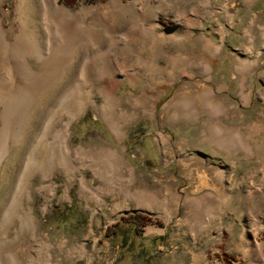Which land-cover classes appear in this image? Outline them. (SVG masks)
Masks as SVG:
<instances>
[{"label":"rangeland","instance_id":"1","mask_svg":"<svg viewBox=\"0 0 264 264\" xmlns=\"http://www.w3.org/2000/svg\"><path fill=\"white\" fill-rule=\"evenodd\" d=\"M56 1L77 16L84 37L99 39L102 53L115 30L155 25L160 38L150 35L144 48L135 41L151 74L139 82L127 79L133 67L122 64L137 56L113 51L106 57L112 63L105 71L113 73L102 85L121 97L115 109L121 136L103 115L97 84L79 89L91 93L90 103L81 109L75 104L78 64L63 84L55 74L40 89L37 127L53 121V133H65L70 153L64 166L35 172L29 193L22 191L33 228L8 233L16 241L12 250L25 253L22 264L35 245L32 236L51 254L39 264H264V0H95L71 7ZM40 8V0H0L6 39L13 42L24 28L29 36L42 31ZM204 40L216 49L205 50ZM173 55L189 59L173 68L166 61ZM240 60L246 68L239 71ZM28 61L37 68L35 58ZM196 62L208 65V72L196 74ZM184 93L182 109L195 111L193 120L171 122L166 108ZM135 99L146 103L147 112L133 108ZM209 100L222 105L223 135L237 153L227 154L207 138ZM183 154H189L186 161ZM5 174L16 178L10 168ZM2 176L0 170V194L8 189ZM202 203L209 204L206 211ZM115 225L116 233H109Z\"/></svg>","mask_w":264,"mask_h":264},{"label":"bare ground","instance_id":"2","mask_svg":"<svg viewBox=\"0 0 264 264\" xmlns=\"http://www.w3.org/2000/svg\"><path fill=\"white\" fill-rule=\"evenodd\" d=\"M21 2H24V0H21ZM49 2V0H40V20L42 22V31L40 32H34L29 36L24 28L13 42H9L0 24V170L2 171L3 181L6 178L5 185L8 186V189L0 194V264H22L20 255H25V253L21 249H19L18 252L12 250L14 249L12 246L16 241L9 239L8 233L11 229L13 230L14 227L17 235L23 234V232L33 228L31 218L28 213L24 212L21 197L23 194L22 191L24 193H29L28 182L30 176L37 171H44L46 173L48 165L51 166L55 164L64 166L66 164L67 155L70 153L65 133H53V121L42 123L40 128L37 127V121H39L38 113L43 109L42 106L39 107V102L41 100L40 96L43 94L40 90L42 86L55 74H61L58 84H63L66 82L69 73L74 70L78 64L76 76L78 80V92L75 96V104L81 109V107L90 103L91 93L81 92L79 89H84L87 83L97 84L98 87L102 88L103 99L105 101L103 115L112 131H114L117 136H121V128L118 126L119 121L116 119L118 114L115 110L121 97H118L116 92H109L108 89L102 85L106 75L113 73L105 71L107 69L109 70L108 66H111L112 63H110L109 59L106 57L108 53L113 51L116 54L118 52L120 55L132 54L133 56H137V60L134 62H132V60L128 61L127 57L124 56L125 58H122L124 63L122 64L127 67H133L131 68L132 71L127 74V79L129 81L139 82L143 80V78L149 77L151 74L146 71L145 68L147 64L142 60L140 55L144 51H142L143 49L140 50L135 47V41H138L140 45H143L142 48H144L145 44L148 42L147 38L150 35H152L154 39L160 38L157 32L158 30L156 29L157 26L155 25L149 28L141 26L125 32L121 29L120 31L115 30L114 33L116 32L117 36H114L111 44L106 51L102 53V51H100L99 39L91 35L84 37L83 33L85 32L76 15L59 7L56 0ZM182 30H184V28ZM131 38L133 39L131 40ZM129 40H131L132 43H129ZM202 44L203 48L209 52H213L216 49V46L210 40H204ZM84 50L90 52L88 55L86 54V57L83 56ZM31 58L37 60L38 65L35 66L37 68H33L30 65L28 59ZM187 59L189 58H185L181 55H173L166 61L169 66L176 68L180 66L181 63H185ZM239 63V66H237L239 71L246 68L243 61L240 60ZM138 66L142 69L137 71L135 69ZM95 69L97 73L95 77H92L93 75L91 73ZM193 70L196 74L202 75L208 72L209 67L203 62H196L193 64ZM154 74L155 73H153V75ZM157 75L154 77L156 80L160 79V75ZM185 95V93L182 95L178 94L166 108L168 109V113H166L169 115L170 121L178 119L184 121L193 120L192 117L195 115V111L191 112V109H182L183 106H186L185 103L187 102V100L183 98ZM17 99H22L21 106H16L15 102ZM206 103L209 107L208 114L211 117L207 138L213 140L219 146H227V141L223 137L225 126L219 119L223 113L222 105L213 102V100L212 102L209 100ZM133 108H142L144 112H147V105L141 99L134 100ZM159 138L163 143H166L164 136L159 134ZM229 145L233 147L236 146V150H239L235 143ZM226 149L227 154L235 151V148L234 150H230V148L226 147ZM93 155L94 154L90 153L86 157L96 165V159ZM113 155H115L119 161L117 162L122 165L123 161L121 157L119 158L118 153L114 152ZM188 156L189 154H185L182 160L186 161ZM8 168L11 169L12 175L16 177L15 179L11 176L6 177L5 173ZM222 176L224 175L221 174L220 178H222ZM11 182L13 186H11ZM119 183L123 185V181L120 180ZM115 189L111 190L114 191ZM121 191L122 190L119 192L122 193L123 191ZM123 194L125 197L130 196L128 193ZM145 194L151 195L150 193H143V195ZM185 201L187 202V198ZM195 203L192 206L193 214L195 220H199L201 214L200 212L198 213L199 206ZM202 205L204 211L209 207V204L208 207L206 204L202 203ZM32 240L35 242V245H33V252H28L26 263L39 264V262L43 260L44 262L45 260L48 261L51 257V254H49V246L45 242L37 241L33 236Z\"/></svg>","mask_w":264,"mask_h":264},{"label":"trees","instance_id":"3","mask_svg":"<svg viewBox=\"0 0 264 264\" xmlns=\"http://www.w3.org/2000/svg\"><path fill=\"white\" fill-rule=\"evenodd\" d=\"M66 6L71 7L74 4H76L78 1H83L84 3L93 4L95 3V0H61ZM118 225H115L113 227H109V233H116Z\"/></svg>","mask_w":264,"mask_h":264},{"label":"crops","instance_id":"4","mask_svg":"<svg viewBox=\"0 0 264 264\" xmlns=\"http://www.w3.org/2000/svg\"><path fill=\"white\" fill-rule=\"evenodd\" d=\"M223 137H224V136H223ZM225 140H226V138H225ZM228 146H229V147H228ZM226 147H227V148H230V150H232V149L234 150V148H235V151H233L232 153H237V152L239 151V150H236V146L233 147V146H230L229 144H227V146H221V148H223V149H224V148L226 149ZM225 149H224V150H225ZM226 150H227V149H226ZM226 150H225V151H226ZM225 153H227V152H225Z\"/></svg>","mask_w":264,"mask_h":264}]
</instances>
